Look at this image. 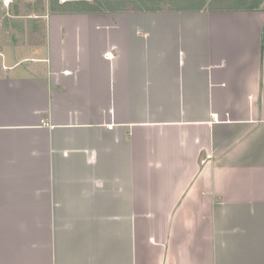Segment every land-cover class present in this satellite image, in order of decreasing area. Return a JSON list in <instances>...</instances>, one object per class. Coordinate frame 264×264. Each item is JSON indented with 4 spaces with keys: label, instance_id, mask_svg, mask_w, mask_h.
Segmentation results:
<instances>
[{
    "label": "crops",
    "instance_id": "1",
    "mask_svg": "<svg viewBox=\"0 0 264 264\" xmlns=\"http://www.w3.org/2000/svg\"><path fill=\"white\" fill-rule=\"evenodd\" d=\"M91 1L5 14L0 264H264V6Z\"/></svg>",
    "mask_w": 264,
    "mask_h": 264
},
{
    "label": "trees",
    "instance_id": "2",
    "mask_svg": "<svg viewBox=\"0 0 264 264\" xmlns=\"http://www.w3.org/2000/svg\"><path fill=\"white\" fill-rule=\"evenodd\" d=\"M22 2V0L20 1ZM92 10L101 11L103 7L111 11H201V10H258L264 0H92ZM16 16L31 15L32 6L28 3L15 4Z\"/></svg>",
    "mask_w": 264,
    "mask_h": 264
},
{
    "label": "rangeland",
    "instance_id": "3",
    "mask_svg": "<svg viewBox=\"0 0 264 264\" xmlns=\"http://www.w3.org/2000/svg\"><path fill=\"white\" fill-rule=\"evenodd\" d=\"M17 1H19V0H12L7 5L3 0H0V44L6 42V39L8 37H13L14 36V32L10 33L13 30L12 27L10 26L9 22H8L10 19H9V17L7 15L5 17V14H7V11L12 10V7L15 6ZM24 1H25V4L28 3V4H30L32 6V10L33 11L38 9L39 0H24ZM20 4H21V2H20ZM32 14H33V12L31 13V15ZM17 19H16L15 23L19 24V21ZM21 20H23V19H21ZM25 20L26 21H30V20H28V18H25L24 21ZM12 22H14V21H12ZM11 25H13V23H11ZM22 27H23L22 30L23 29L25 30V26L22 25Z\"/></svg>",
    "mask_w": 264,
    "mask_h": 264
},
{
    "label": "built area",
    "instance_id": "4",
    "mask_svg": "<svg viewBox=\"0 0 264 264\" xmlns=\"http://www.w3.org/2000/svg\"><path fill=\"white\" fill-rule=\"evenodd\" d=\"M3 1L8 5L12 0H3ZM106 55L108 57H111L112 56L111 52H107Z\"/></svg>",
    "mask_w": 264,
    "mask_h": 264
}]
</instances>
